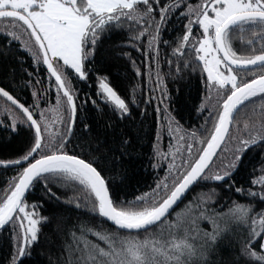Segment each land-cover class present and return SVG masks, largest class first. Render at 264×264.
<instances>
[{"label": "snow or ice", "instance_id": "snow-or-ice-1", "mask_svg": "<svg viewBox=\"0 0 264 264\" xmlns=\"http://www.w3.org/2000/svg\"><path fill=\"white\" fill-rule=\"evenodd\" d=\"M177 12L186 22L172 50L176 72L169 75H182L188 68L200 72L207 95L197 111L208 115L199 128L185 130L164 104L168 90L162 87L161 69L154 70V86L141 99L150 103L158 99L156 92L162 97L156 112L159 117V104H164L171 142L167 152L156 142L153 149L157 158L167 160V167L154 186L129 199L118 194L119 173L105 175L109 171L105 161L113 151L106 140L80 137L86 143L68 150L85 105L91 101L103 111L88 93L77 104L80 90L73 87L72 77L87 82L95 71L96 96L104 106L110 105L120 119L131 115L118 84L94 69L91 61L105 36L126 31L128 40L116 47L143 45L147 36L145 58L149 65H158L161 27ZM0 25L6 42H18L34 64L46 66L56 88L55 105L41 108L43 92L34 90L33 104L26 106L0 86L4 98L0 113H7L11 121L6 129L27 130L22 154L0 159V166L16 169L0 196V229L11 225L6 264H25L31 257L43 227L52 219L40 212L44 197L83 207L103 218L99 225L104 221L112 225L98 229L83 222L68 229L57 224L54 231L60 244L55 254L49 250L48 264H264V207L257 210L264 204V151L258 152L260 159L248 173L247 189L236 186L234 178L249 152L264 149V0H168L163 5L161 0H0ZM0 47L6 49L0 55L6 56L11 45ZM133 67L137 76L152 80L153 70L142 73L135 61ZM135 90L133 86L131 104L138 105ZM83 130L91 133L90 124L84 123ZM128 143L122 139L121 150ZM153 167L159 164L154 162ZM197 184L201 191L174 211ZM37 185L42 195L29 202L28 193ZM218 185L228 192L234 188L244 202L229 197L221 201ZM54 188L73 195L62 198Z\"/></svg>", "mask_w": 264, "mask_h": 264}, {"label": "trees", "instance_id": "trees-1", "mask_svg": "<svg viewBox=\"0 0 264 264\" xmlns=\"http://www.w3.org/2000/svg\"><path fill=\"white\" fill-rule=\"evenodd\" d=\"M197 2V0H190ZM168 2V0H161V5ZM158 18V10H157ZM185 18H181L179 12L172 15L167 21V26L161 27V37L159 41V64L149 65V61L145 58L144 47L147 45V36H144L143 45L137 44L136 47L128 45L123 48H117V45L124 44L129 38L128 32H115L109 38H105L100 43L95 59L91 61L94 69H100V74L108 75L114 84H118L117 91L130 103L131 115L124 119H120L118 115H113L111 106H104V102L96 96V72L93 71L90 79L80 81L78 77L73 75V87L78 91L79 99L77 104L84 101L85 93L95 97L97 103L103 106V111L97 110L91 103L85 105V110L81 112L77 118L76 134L72 137V143L68 145V150H73V145L86 143L80 137L90 136L94 141L96 137H100L108 142L113 151L108 153V159L105 161V167L109 171L105 172L106 176H112L113 173H119L115 177L119 186V195L127 198H132L134 195L141 192L148 191L150 186H154L158 176H164V169L167 167V160H160L155 156L153 149L154 142L162 150L168 149L171 142L170 134L165 133L166 123L164 114V104L169 107V112L176 118L185 130H191L193 127L199 128L204 124L207 118V111L200 113L197 108L200 106L201 99L207 95L204 85L201 83L200 72L193 73L191 68L183 71L182 75H169L170 72L175 73L177 67V60L173 56V48L176 46L177 36L183 32V23ZM3 25H0L2 27ZM165 41L168 43L165 44ZM9 43L10 49L7 50V55H0V86L9 90L21 103L25 105L33 104V91L43 92L40 107L46 108L56 103V88L55 80L51 78L47 72L46 67L41 62L34 64L32 56L29 52L19 47L16 41H5L3 34H0V44ZM237 46L238 42H237ZM6 49L0 47V52ZM126 52L127 56L120 53ZM194 58V50L191 52ZM172 59V64L169 65V59ZM188 56L185 55L184 59ZM135 61L136 67L140 68L142 73H148L153 70L152 80L148 79L147 75L137 76L135 68L133 67ZM183 68V61L180 62ZM148 65V67H146ZM161 69V75L164 77V85L168 90V96L164 99V104H159L161 109L158 117L156 107L160 98L159 92H156L158 99L152 100L150 103H145L142 96L149 95V90L154 86L155 69ZM206 78V77H205ZM31 80V85L28 81ZM39 80L41 83L37 84ZM136 86L135 96L139 100V104H131L132 87ZM143 89V91H141ZM4 98L0 97V102ZM10 103V102H9ZM261 101L257 98L255 104H260ZM252 105H249L251 107ZM146 109V111H141ZM39 113L37 112V118ZM48 116L53 117V113L49 112ZM159 119V124H158ZM11 121L7 113H0V159H14L22 154L25 147V139L27 136L26 128H21L19 133H11L6 129L5 125H10ZM89 123L91 126V133L83 130V124ZM243 121L241 120V126ZM109 125H111L109 127ZM165 127V128H164ZM160 133L157 139V133ZM128 139L129 143L125 149L121 150L120 141ZM114 141V143H113ZM222 147H224L222 145ZM79 151V148L75 149ZM167 151V150H166ZM195 151V149L193 150ZM264 149H254L249 152L241 165L239 171L235 173L236 186L243 185L245 189L248 187L247 181L250 179L248 173L252 170L253 165L260 159L258 152ZM119 159H113V157ZM159 164V167L154 168L153 163ZM219 162V160L217 161ZM16 169L13 167H0V196L4 195V188L10 182L11 177L15 174ZM122 178V180H121ZM113 181L110 179L109 183ZM208 185L207 187H212ZM221 190L220 200L223 201L225 197L243 201V194L235 193V190L228 192L223 190L222 185H218ZM63 198L65 195L71 197L72 192L65 193L60 188H54ZM205 191L207 188L204 189ZM201 191L199 184L193 186L185 195L183 200L176 206L174 211H179L184 207L194 195ZM40 185H37L35 190L28 193L29 202L41 197ZM211 206V203L209 204ZM226 207V205H225ZM264 207V204L258 205L259 208ZM220 210L219 208L217 209ZM43 216L51 217V221L46 223L40 234L39 242L32 249L31 257L25 259V264H48L49 250L55 254L58 251L60 241L57 239V234L54 228L57 224L66 226L71 229L73 225L80 226L83 222H87L89 226L96 228L111 227L108 221H104L103 225L97 223L98 220L103 219L94 217L83 207L77 208L75 205H69L63 199L56 200L55 198L49 200L47 197L43 198V204L40 208ZM59 218V219H58ZM11 225L0 229V264H6V258L9 255L8 241ZM43 252V255H41Z\"/></svg>", "mask_w": 264, "mask_h": 264}, {"label": "rangeland", "instance_id": "rangeland-1", "mask_svg": "<svg viewBox=\"0 0 264 264\" xmlns=\"http://www.w3.org/2000/svg\"><path fill=\"white\" fill-rule=\"evenodd\" d=\"M215 100H216V96H215V94L213 95V97H212V103L214 104L215 103ZM165 123H166V127H167V129L165 128V133L166 132H168L169 133V131H168V120L166 119L165 120ZM170 134V133H169ZM170 138H171V134H170ZM167 151H168V149H166ZM166 150H162L163 152H167Z\"/></svg>", "mask_w": 264, "mask_h": 264}, {"label": "flooded vegetation", "instance_id": "flooded-vegetation-1", "mask_svg": "<svg viewBox=\"0 0 264 264\" xmlns=\"http://www.w3.org/2000/svg\"><path fill=\"white\" fill-rule=\"evenodd\" d=\"M189 2H191V3H196V2H192V1H190V0H189ZM180 11H183V9H180ZM184 22H186V18L184 19ZM241 75H244V73H241Z\"/></svg>", "mask_w": 264, "mask_h": 264}, {"label": "water", "instance_id": "water-1", "mask_svg": "<svg viewBox=\"0 0 264 264\" xmlns=\"http://www.w3.org/2000/svg\"><path fill=\"white\" fill-rule=\"evenodd\" d=\"M44 66H45V65H44ZM45 67H46V66H45ZM46 69H47V68H46ZM53 79H54V78H53ZM218 151H219V150H218ZM0 167H3V166H0ZM186 194H187V193H186ZM186 194H185V195H186ZM184 197H185V196H184ZM109 223L111 224V222H109Z\"/></svg>", "mask_w": 264, "mask_h": 264}]
</instances>
